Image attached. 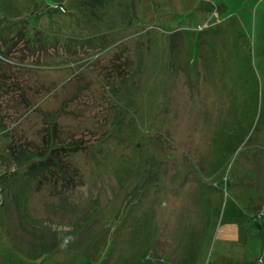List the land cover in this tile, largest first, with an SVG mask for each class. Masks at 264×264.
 <instances>
[{
	"label": "rangeland",
	"instance_id": "374dc122",
	"mask_svg": "<svg viewBox=\"0 0 264 264\" xmlns=\"http://www.w3.org/2000/svg\"><path fill=\"white\" fill-rule=\"evenodd\" d=\"M0 47V264H264V0H0Z\"/></svg>",
	"mask_w": 264,
	"mask_h": 264
},
{
	"label": "trees",
	"instance_id": "16d2710c",
	"mask_svg": "<svg viewBox=\"0 0 264 264\" xmlns=\"http://www.w3.org/2000/svg\"><path fill=\"white\" fill-rule=\"evenodd\" d=\"M55 9H58V8H55ZM59 10L61 12H65V10H63L61 8H59ZM23 33L24 32H22V31L17 32L16 36H14L13 39H11V38L6 39L4 37L1 39L3 42H8L10 45V49L8 47V51H6L8 55L14 54L13 43L19 42V38H23V39L26 38L25 42L28 44H31V42H29L27 40L29 38H27V36L25 37V35ZM0 49H1V47H0ZM2 55H3L2 51L0 50V60L7 59V58H4ZM0 67H2V65ZM0 70H1V68H0ZM46 141H47V142H45L46 143V149L41 150V152L38 153V158L36 160L37 162L29 165V168H27V170H29L30 174H33L34 176H36L35 174H37V176L39 175L41 177H44L47 172H51L57 178L59 176V180L62 177L63 179H61V180L64 181V179H65L64 183L69 184L72 181V178H65L64 177V175H66L67 171H68V166H67L68 162L65 160V156H67V154H66L67 152H66V150H60V149H66L67 146L66 147H64V146L59 147L60 146L59 144H54V142H56V141L49 134H48V138ZM48 142H52V144L55 145V147L52 145L51 149H49L50 147L47 148V144H51ZM169 264H172V263H169Z\"/></svg>",
	"mask_w": 264,
	"mask_h": 264
},
{
	"label": "crops",
	"instance_id": "0c3cea01",
	"mask_svg": "<svg viewBox=\"0 0 264 264\" xmlns=\"http://www.w3.org/2000/svg\"><path fill=\"white\" fill-rule=\"evenodd\" d=\"M259 5H260V4L258 3L257 6H259ZM156 263H157V262H156ZM156 263H155V264H156Z\"/></svg>",
	"mask_w": 264,
	"mask_h": 264
}]
</instances>
